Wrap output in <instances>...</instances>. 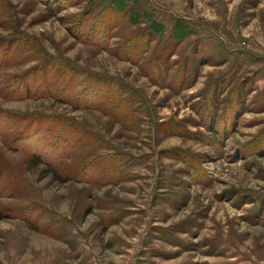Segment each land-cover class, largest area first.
<instances>
[{"label":"rangeland","instance_id":"rangeland-1","mask_svg":"<svg viewBox=\"0 0 264 264\" xmlns=\"http://www.w3.org/2000/svg\"><path fill=\"white\" fill-rule=\"evenodd\" d=\"M0 264H264V0H0Z\"/></svg>","mask_w":264,"mask_h":264},{"label":"trees","instance_id":"trees-1","mask_svg":"<svg viewBox=\"0 0 264 264\" xmlns=\"http://www.w3.org/2000/svg\"><path fill=\"white\" fill-rule=\"evenodd\" d=\"M42 154H33L31 157H30V164H31V167H37L38 165H40L41 163L43 164H46L47 166H50L51 164L48 163V162H45L42 160ZM53 172V171H51ZM55 174V173H54Z\"/></svg>","mask_w":264,"mask_h":264}]
</instances>
